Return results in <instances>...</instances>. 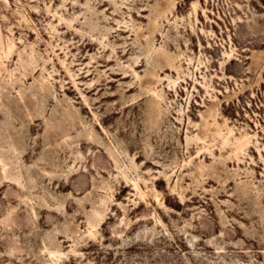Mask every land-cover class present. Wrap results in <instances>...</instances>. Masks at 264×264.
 <instances>
[{
  "label": "rangeland",
  "instance_id": "obj_1",
  "mask_svg": "<svg viewBox=\"0 0 264 264\" xmlns=\"http://www.w3.org/2000/svg\"><path fill=\"white\" fill-rule=\"evenodd\" d=\"M0 264H264V0H0Z\"/></svg>",
  "mask_w": 264,
  "mask_h": 264
}]
</instances>
